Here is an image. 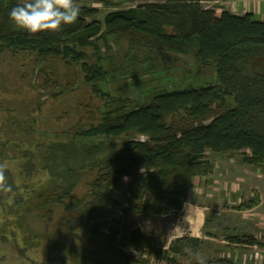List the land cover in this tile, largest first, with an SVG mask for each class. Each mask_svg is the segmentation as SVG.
Returning <instances> with one entry per match:
<instances>
[{"label": "trees", "instance_id": "obj_1", "mask_svg": "<svg viewBox=\"0 0 264 264\" xmlns=\"http://www.w3.org/2000/svg\"><path fill=\"white\" fill-rule=\"evenodd\" d=\"M86 1L76 0L79 5ZM213 1L156 0L109 13L103 23L93 19L97 9L80 5L74 24L62 25L59 32L30 35L9 17L19 0H0V54L75 65L80 82L104 101L102 111L95 114L87 107L86 115L71 125L53 121L52 114L49 142H34V149L13 147L21 149L22 160L18 154L8 157L20 164L17 176L6 166L13 191L0 194V264H148L122 253L123 243L165 264H180L169 252L176 253L188 241L200 243L198 239L181 237L165 251L139 228L122 235L113 222L106 233L100 231L114 204L113 193L123 181L139 180L130 184L128 213L161 217L171 210L179 214L194 180L212 173L207 153H237L241 164L264 170V23L251 13L236 16L203 7ZM88 18L92 20L87 22ZM110 41L126 42L136 51L190 57L211 70L215 82L183 88L176 83L172 90L148 88L144 101L130 107L131 100L100 88L123 75L140 77L132 67L135 58L128 65L111 60ZM42 75L46 76L39 70L38 78ZM46 83L45 79L42 85ZM66 113L62 111L56 121ZM138 136L146 140L138 141ZM0 164H5V153H0ZM86 177V192L78 198L73 191ZM62 205L66 212H78L68 218V230L80 231L97 249L95 256L29 225L31 214H50L54 206ZM242 238L227 239L233 244L256 243L252 236ZM206 264L235 263L221 257Z\"/></svg>", "mask_w": 264, "mask_h": 264}, {"label": "rangeland", "instance_id": "obj_2", "mask_svg": "<svg viewBox=\"0 0 264 264\" xmlns=\"http://www.w3.org/2000/svg\"><path fill=\"white\" fill-rule=\"evenodd\" d=\"M154 1L156 0H88L80 5L97 9L98 13L93 19L103 23L104 17L109 13ZM263 1L247 0L250 7L246 9L253 13L251 15L255 21L262 23L264 12L263 5H260ZM242 2L244 0H214L204 3L203 7L213 9L217 13L229 12L242 16ZM86 20L90 22L92 19ZM110 43L111 60H120V63L128 65L130 59L135 58L132 67L138 69L140 77L130 79L129 75H123L120 80H115L107 86L100 84V88L116 98L131 100L130 107L140 105L144 101L148 88L172 90L176 83V87L183 88L215 82V74L197 65L190 57L136 51L130 49L123 41ZM87 52L92 53L90 50ZM123 58L125 60H121ZM39 70L46 76L38 78ZM79 76L77 66L65 65L58 59L39 60L36 56L26 54H0V153H5V165L15 173L14 175L17 176L20 163L10 162L8 157L18 154L16 157L19 162L22 159L19 153L21 149L14 150L13 147L25 149L24 147L31 146L30 149H34V142H49L47 139L51 137L53 128L52 114L53 121L65 126L76 123L80 117L83 118L88 108L95 110V114L104 109V101L92 95L90 87L82 84ZM45 79L47 83L42 85ZM170 79L172 81H169ZM62 111L67 113L63 114L58 122L56 117ZM136 140L144 141L146 138L138 136ZM240 159L237 153L228 157L207 153V161L212 163L214 169L209 176L194 180L195 186L179 214L171 210L161 217L144 218L128 213L131 203L129 187L131 183L137 185L139 180H124L120 188L113 193L114 204L106 211L100 231L106 233L113 226V222L117 223L118 233L122 235L131 229L139 228L153 237L157 245H163L162 250L165 251L171 245L174 246L179 239H175L176 236L185 237L187 240L198 239L200 243L193 244L188 241V244L176 253L169 252L180 264L197 262V253L206 261L226 257L235 264H263L264 170L245 166L241 164ZM89 177L83 178L75 187L73 194L78 198L85 194L84 184ZM231 188L233 194L230 193ZM219 191L225 193L222 198L217 196L221 194ZM65 208L64 205L54 206L50 214H31L27 219L28 223L41 234L53 235L59 242H70L78 251L95 256L94 251L97 249L89 245L80 231L71 234L68 230V218L76 216L78 212L69 213ZM201 212L205 213L203 223ZM67 231L70 235H66ZM248 235L254 238L255 245H246L244 241L233 244L227 239ZM119 247L122 253L136 257L137 260H147L148 264H165L154 256L149 257L145 253L135 251L127 243Z\"/></svg>", "mask_w": 264, "mask_h": 264}, {"label": "clouds", "instance_id": "obj_3", "mask_svg": "<svg viewBox=\"0 0 264 264\" xmlns=\"http://www.w3.org/2000/svg\"><path fill=\"white\" fill-rule=\"evenodd\" d=\"M80 5L76 0H19L10 11V20L18 29L30 35L40 32H59L62 25L74 24L80 15ZM6 165L0 164V194L13 191L8 183ZM197 264H206L199 253L195 255Z\"/></svg>", "mask_w": 264, "mask_h": 264}, {"label": "crops", "instance_id": "obj_4", "mask_svg": "<svg viewBox=\"0 0 264 264\" xmlns=\"http://www.w3.org/2000/svg\"><path fill=\"white\" fill-rule=\"evenodd\" d=\"M263 5V12H264V1H263V3L260 5V6H262ZM247 7H250L249 5H248V2H247V0H244V2H242V10H243V14H245V13H252V12H248V11H246V9H247ZM253 14V13H252ZM261 22V21H260ZM263 23H264V21H263ZM222 156H226V157H228V155H222ZM223 165V164H222ZM214 169V168H213ZM203 181H204V179H202ZM196 189H198V188H196ZM199 190V189H198ZM233 189L231 188V191H230V193H232L233 194ZM218 193H221L220 195H217V196H219V198H222V196H224V192H221V191H219ZM213 195H214V193H213ZM203 210H205V209H203ZM204 215H205V213L204 212H201V220H202V223H203V221H204ZM216 216H218L219 214H215ZM180 237H182V236H176L175 237V239L176 238H180Z\"/></svg>", "mask_w": 264, "mask_h": 264}]
</instances>
